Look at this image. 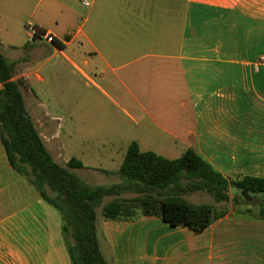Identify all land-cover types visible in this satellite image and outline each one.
<instances>
[{
    "label": "crops",
    "instance_id": "obj_1",
    "mask_svg": "<svg viewBox=\"0 0 264 264\" xmlns=\"http://www.w3.org/2000/svg\"><path fill=\"white\" fill-rule=\"evenodd\" d=\"M90 2L82 1L79 23L62 34L38 24L55 42L28 40L18 54L0 51L15 63L14 79L54 159L80 160L84 167L73 171L87 182L114 176L136 141L167 159L194 149L230 181L264 177V0ZM62 79L68 102L81 104L66 108L71 123L64 126L49 117L39 88L47 85L52 95ZM77 111L110 116L112 124L79 127L72 122ZM86 132L90 140L81 139ZM103 148H120L116 169L102 165ZM224 208L202 232L170 226L184 252L194 264H264L261 204ZM137 223L167 227L152 216L105 225L110 234ZM0 264H72L60 212L10 165L1 137Z\"/></svg>",
    "mask_w": 264,
    "mask_h": 264
},
{
    "label": "trees",
    "instance_id": "obj_2",
    "mask_svg": "<svg viewBox=\"0 0 264 264\" xmlns=\"http://www.w3.org/2000/svg\"><path fill=\"white\" fill-rule=\"evenodd\" d=\"M15 63L0 52V137L10 165L54 206L62 218V233L72 264H108L97 226L96 209L103 204L106 220H135L143 216L160 218L172 227L183 226L202 232L223 217L226 208L194 204L184 195L203 191L215 203H250L264 194V177L244 176L228 180L194 149L176 159L153 151H141L136 141L128 146L117 171L120 181L90 185L74 169L84 164L71 158L58 163L49 152L40 131L26 108L24 96L14 79ZM133 192L135 196L121 197ZM116 196L107 203L105 197ZM259 217L264 219V200Z\"/></svg>",
    "mask_w": 264,
    "mask_h": 264
},
{
    "label": "rangeland",
    "instance_id": "obj_3",
    "mask_svg": "<svg viewBox=\"0 0 264 264\" xmlns=\"http://www.w3.org/2000/svg\"><path fill=\"white\" fill-rule=\"evenodd\" d=\"M82 1L0 0V51L11 52L14 50L15 54L20 53L22 46L30 40L26 31V24L30 21L42 24L57 33L62 34L68 31L76 23H79L81 15H83L84 7ZM39 88L43 93L45 106L50 111L49 117L56 116L55 118L61 121L63 126L71 123L66 108H76L79 110L81 104L79 98H73L68 102L64 80L62 79L57 82L52 95H50L47 85L40 86ZM106 108L108 109V106ZM73 118L74 121L72 122L79 125V127L98 124L101 128L112 124L110 116H100V119H98L94 116L82 115L79 111H77V115ZM118 118L120 117L118 116ZM125 122L128 123L127 121ZM120 125L123 128H127L123 122ZM61 132L63 134L62 138H64V131L62 129ZM99 132L97 136L100 135L102 137L103 133ZM80 137L81 139L90 140L88 132L83 133ZM119 149H102L104 151V163L102 164L104 167L109 169L117 168L118 161L122 159ZM69 151L72 150L69 149L65 152L70 153ZM83 175L86 176V174ZM85 178L87 179V183L88 181L93 183L98 182L102 185H110L119 181V176L116 172L114 176L102 175L101 178H89V176H86ZM135 195L136 193L127 192L120 196L127 198ZM114 197L116 196H107L103 203H107ZM184 197L194 204L207 203L216 205L218 208L228 207L231 203L235 204L233 193H231V199L228 202L221 203H215L214 198L203 191L190 192L185 194ZM260 199L256 196L250 203L259 204ZM239 201V204H245L241 200ZM102 207L103 204L96 209L97 226L100 232L101 247L104 255L107 257L108 264H194L191 252H184L185 247L180 238L181 234L177 231L173 232L169 224L165 223L167 227H162L161 223L160 225L157 223H137L129 225L126 231L122 227L119 230L114 228L113 232L108 234L105 222L109 220L104 219Z\"/></svg>",
    "mask_w": 264,
    "mask_h": 264
},
{
    "label": "built area",
    "instance_id": "obj_4",
    "mask_svg": "<svg viewBox=\"0 0 264 264\" xmlns=\"http://www.w3.org/2000/svg\"><path fill=\"white\" fill-rule=\"evenodd\" d=\"M84 6H90V0H83ZM27 35L30 40H45L46 42L53 43L56 40V36L48 29L39 26L33 22H27L26 24Z\"/></svg>",
    "mask_w": 264,
    "mask_h": 264
},
{
    "label": "flooded vegetation",
    "instance_id": "obj_5",
    "mask_svg": "<svg viewBox=\"0 0 264 264\" xmlns=\"http://www.w3.org/2000/svg\"><path fill=\"white\" fill-rule=\"evenodd\" d=\"M257 196H258L259 198H261L262 200H264V194H257Z\"/></svg>",
    "mask_w": 264,
    "mask_h": 264
}]
</instances>
